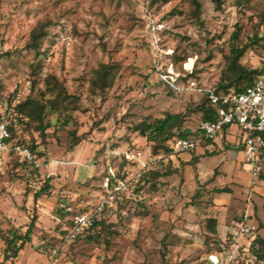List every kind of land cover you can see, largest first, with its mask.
<instances>
[{"label":"rangeland","instance_id":"obj_1","mask_svg":"<svg viewBox=\"0 0 264 264\" xmlns=\"http://www.w3.org/2000/svg\"><path fill=\"white\" fill-rule=\"evenodd\" d=\"M200 2L195 18L189 0H0V90L6 97L38 96L42 78L54 74L79 96L81 107L65 128L32 132L37 149L45 152L38 157L41 174L34 166L0 170L1 264H214L211 255L228 264L233 248L218 251L217 244L229 234L237 235L240 253L249 243L244 225H256L264 237V165L256 178L244 169L238 147L243 132L236 124L227 127V139L176 155L175 170L156 188H143L126 207L108 213L110 226L97 240L64 242L57 228L64 205L91 208L98 202L100 175L119 165L121 152L152 147L137 127L146 117L182 113L184 127L196 130L203 92L189 82L206 89L217 85L229 69L231 47L249 44L263 31L264 0H222L220 9L213 0ZM40 21L46 35L36 56L26 45ZM102 63L119 69L111 88L93 91L91 79ZM242 63L264 65L263 40L245 52ZM168 68L179 74L173 95ZM75 135L85 140L69 158ZM194 154L199 162L186 163ZM49 176L50 193L35 198ZM34 215L32 242L6 259V238L14 228L23 233ZM209 217L217 219V242L205 226ZM246 258L244 264H264L252 254Z\"/></svg>","mask_w":264,"mask_h":264},{"label":"trees","instance_id":"obj_2","mask_svg":"<svg viewBox=\"0 0 264 264\" xmlns=\"http://www.w3.org/2000/svg\"><path fill=\"white\" fill-rule=\"evenodd\" d=\"M151 3H166L169 0H150ZM191 4V14L193 17L198 18L201 12V2L200 0H189ZM215 2V7L220 9L222 6V0H213ZM262 32L259 34V31L255 32V35L251 38L249 44H244L241 46L233 45L231 47L230 53L226 55L227 60L229 61V69L227 72L222 73L221 79L217 85L211 87L215 91H242L248 85L252 84L254 79L260 73L263 65L260 69L249 68L242 63V57L245 52L252 47L254 43H259V41H264V14L262 15ZM46 35L45 22H38V24L33 28L30 33V38L27 42V47L34 51L36 56L40 54L41 50V40ZM234 36H237V32ZM264 45V43H263ZM264 47V46H263ZM119 69V65L116 63H102L99 68L95 70V74L91 79V88L93 91L104 92L105 90L113 86L114 78ZM179 78H186L183 75ZM178 78V79H179ZM44 86L39 90L38 96L27 95L26 97H17L16 94L8 95V105L14 109V119L9 126L10 129V141L13 144H20L22 146H29L36 157H41L45 152L39 151L37 149L38 142L36 137L31 135L33 131H37L40 135H46L48 128L59 126L60 128H65L68 124L73 121V113L77 110H80L79 105L80 98L76 94H71L63 81H61L56 75L48 74L42 78ZM168 86L170 87V95L177 91V87L173 84L170 79H166ZM37 79H33L32 87L34 88ZM5 93L4 91H2ZM6 94V93H5ZM203 97L200 103L197 104L196 110L201 112L202 121H212L216 118L215 106L208 99L205 92L202 93ZM50 116H55V120H52ZM141 133L147 137L148 140L152 142L153 152H158L159 150H169L168 144L174 136L180 135L183 137H189L198 135L200 129L192 130L190 128L184 127V114L182 113H171L166 112L161 117H146L141 121L137 126ZM177 128V133L174 129ZM226 131V129L224 130ZM223 131V132H224ZM85 140L83 135H75L73 141L70 143L67 149V157H71L76 147ZM215 139H209L204 141L202 145H207L213 143ZM241 144L238 147L241 148ZM195 151V150H192ZM21 154L12 150L9 153L8 160L6 163V168L8 167L11 173L25 168L28 166H33L32 163L23 161L20 159ZM119 165L114 167L119 172H122L125 167L124 154L121 152L119 155ZM175 156L166 158L162 163L166 167H161L145 173L139 180L131 183L129 188L125 193L119 197L116 201V205L111 208H106L96 217L94 224L87 228L82 234L70 242H75L79 239L84 238L85 240H97L102 232H106L110 226L107 222L108 213L122 209L132 200V196L135 193H139L143 188H156L158 182L163 176H167L175 169L171 168V164L174 163ZM200 156L194 154L193 157L186 161V163L199 162ZM262 161L264 165V148L262 150ZM36 174H41V169L36 167ZM109 174L108 169L103 172L100 176L102 179ZM94 175H88V178H92ZM102 186V193L105 192V188ZM51 176L45 178L41 182V186L36 190L35 198L50 193L51 189ZM221 191H229V189H220ZM67 206L64 205L63 208L59 209L60 217H57V228L60 231V239L66 242L63 239L64 233L67 231V225L69 223V212L66 211ZM89 209L88 207L77 208L72 206V212H83ZM36 217L35 215L31 219L27 229L22 233L17 231L16 228L12 230L11 235L6 238V255L5 258H15L18 256L19 251L24 249L26 243L32 242L33 228L35 226ZM205 226L207 227L209 236L216 241L218 234L217 228V219L215 217H209L206 220ZM249 243L247 246L241 245L244 252L240 253L238 251L237 255L228 262V264H244L246 262V255L252 254L257 259L264 261V237L258 233L257 228L253 233H250L248 236ZM217 242V241H216ZM237 235L229 234L226 239L221 243H224L225 246L234 247L238 244ZM217 244V250H224L220 244ZM46 247L51 248V243L47 242ZM242 254V256L240 255ZM1 264V263H0Z\"/></svg>","mask_w":264,"mask_h":264},{"label":"built area","instance_id":"obj_3","mask_svg":"<svg viewBox=\"0 0 264 264\" xmlns=\"http://www.w3.org/2000/svg\"><path fill=\"white\" fill-rule=\"evenodd\" d=\"M264 43V41H263ZM264 46V45H263ZM192 70L193 64L186 67ZM166 76L176 86L177 74L173 69L168 68ZM176 75V76H175ZM190 88L205 92L208 99L215 106L216 118L212 121H201L198 135L183 137L174 136L169 140V150L153 152L152 148H128L123 151L125 167L122 172L111 167L109 174L103 179L105 192L102 193L98 202L83 212H72V207H66L69 212V223L63 239L67 242L74 240L87 228L91 227L96 217L106 208L116 205V201L129 188L132 182L139 180L145 173L160 168L161 163L168 157L176 156L184 151L195 150L204 141L216 139L227 127L236 124L243 132L239 144L244 153V169L253 177H258L263 169L262 150L264 148V65L252 84L242 91L224 92L215 91L212 88L206 89L196 84L195 80L189 82ZM14 119V109L8 105L6 95L0 90V170L6 168L9 153L12 150L18 151L20 159L32 163L34 169L39 166L38 157L35 156L29 146L13 144L10 141L9 126ZM29 175H34L33 171ZM256 225L247 224L242 227L244 234L249 235L256 230ZM220 246L225 249V244ZM240 248L239 244L234 245L229 254V261L235 257V252ZM211 261L219 264L217 256L211 255ZM50 264H58L52 261Z\"/></svg>","mask_w":264,"mask_h":264},{"label":"crops","instance_id":"obj_4","mask_svg":"<svg viewBox=\"0 0 264 264\" xmlns=\"http://www.w3.org/2000/svg\"><path fill=\"white\" fill-rule=\"evenodd\" d=\"M223 137H225L226 138V131H224V132H222L217 138H221V139H223ZM216 138V139H217ZM215 139V140H216ZM227 139V138H226ZM215 140H214V142H215ZM239 144V143H238Z\"/></svg>","mask_w":264,"mask_h":264}]
</instances>
